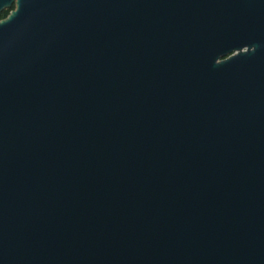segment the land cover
<instances>
[{"label":"water","instance_id":"water-1","mask_svg":"<svg viewBox=\"0 0 264 264\" xmlns=\"http://www.w3.org/2000/svg\"><path fill=\"white\" fill-rule=\"evenodd\" d=\"M0 264H264V0H0Z\"/></svg>","mask_w":264,"mask_h":264},{"label":"trees","instance_id":"trees-1","mask_svg":"<svg viewBox=\"0 0 264 264\" xmlns=\"http://www.w3.org/2000/svg\"><path fill=\"white\" fill-rule=\"evenodd\" d=\"M8 9H4L1 13H0V17H4L7 13Z\"/></svg>","mask_w":264,"mask_h":264}]
</instances>
